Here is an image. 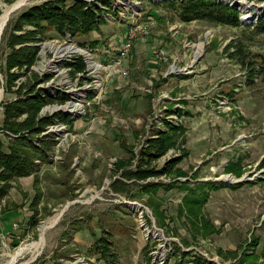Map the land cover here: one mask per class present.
<instances>
[{
  "label": "rangeland",
  "instance_id": "rangeland-1",
  "mask_svg": "<svg viewBox=\"0 0 264 264\" xmlns=\"http://www.w3.org/2000/svg\"><path fill=\"white\" fill-rule=\"evenodd\" d=\"M17 1L0 0V14ZM43 1L13 7L4 26ZM166 1L111 0L104 23L87 34L47 31L32 68L49 77L39 84L48 94L69 99L45 106L42 114L61 112L71 124L48 126L55 145L36 177L15 179L0 198V264H106L93 247L101 235L110 238L119 264H264V81L257 75L249 84L245 65L264 57V35L184 23ZM218 1L238 8L243 26L264 10V0ZM132 31L130 54L114 64ZM236 46L245 54L243 64L231 54ZM6 51L0 44V102L13 97L3 92ZM77 56L86 69L72 75L66 63ZM2 116L0 106V126ZM166 121L185 132L155 165L178 157L175 171L150 178L162 183L154 192L128 187L133 198L114 192L111 183L121 179L120 170L133 166L144 140ZM203 192L206 201L190 206ZM59 211L39 250L17 254L39 239L41 224Z\"/></svg>",
  "mask_w": 264,
  "mask_h": 264
},
{
  "label": "trees",
  "instance_id": "trees-1",
  "mask_svg": "<svg viewBox=\"0 0 264 264\" xmlns=\"http://www.w3.org/2000/svg\"><path fill=\"white\" fill-rule=\"evenodd\" d=\"M97 1H101L103 6H96L88 0H45L25 7L4 26L0 37V44L7 49L2 58L3 92L12 94L13 97L0 102L3 115L0 136L6 138L4 142L0 137V198L5 196L10 183L15 179L30 175L36 177L40 161L49 157L55 145L53 135L47 131L48 126L55 123L71 124L70 118L61 112L42 114L45 106L62 104L69 98L61 92L48 94L39 86L49 80L48 76L41 78L32 68L39 58L40 43L47 38L48 30L61 37L67 34L74 36L87 34L103 24L104 7L109 10L111 0ZM164 5L174 11L184 23L203 21L243 27L254 35H264V10L252 25L243 26L238 8L224 1L169 0ZM231 54L244 63L242 47L236 46ZM246 64L249 84L257 75H261L264 81L263 56H259L258 61H248ZM66 67L72 75L84 73L86 69L81 56L67 62ZM163 127V130L144 140L135 155L133 166L120 170L121 179L111 183L114 192L125 193L131 198L134 196L128 194V187L136 189L139 194L154 192L162 187V183L150 178L170 176L175 171V166L180 161L178 157L166 160L160 167L155 162L183 138L185 129L181 124L172 125L168 121L164 122ZM259 167H264V156ZM207 196L203 192L199 199L196 197L197 200H189V205L193 206L195 202L194 205L199 206L198 203L201 200L205 202ZM187 208L193 211L190 207ZM111 243L110 238L101 235L93 244L95 253L106 264H119L116 254L111 251ZM195 261V264L199 263L198 260Z\"/></svg>",
  "mask_w": 264,
  "mask_h": 264
},
{
  "label": "bare ground",
  "instance_id": "bare-ground-1",
  "mask_svg": "<svg viewBox=\"0 0 264 264\" xmlns=\"http://www.w3.org/2000/svg\"><path fill=\"white\" fill-rule=\"evenodd\" d=\"M25 0H18L17 2H15L13 5L9 6V7H6L3 12L0 14V35H1V31H2V28L4 26V23H5V20L7 19V16L9 14V11L11 12L13 9L19 7L20 5H22L24 3ZM240 4V3H239ZM238 4V5H239ZM12 7V8H11ZM15 7V8H13ZM240 8L242 9V11H244L245 13L248 12V8L247 6H245V4L243 2H241L240 4ZM11 9V10H10ZM244 17V16H243ZM242 17V18H243ZM244 22H247L245 21V17L242 19ZM201 48V47H200ZM199 48V49H200ZM198 49V50H199ZM63 51H81V49H74L73 47H65L62 49ZM197 54V53H196ZM1 97V96H0ZM1 99V98H0ZM70 106V105H69ZM70 107H72L73 109H77V106L74 104L71 105ZM54 110V109H53ZM52 110V111H53ZM225 178L227 179H231L230 176H224ZM130 207L134 210V211H137V212H141L142 211V207L139 205V204H136V203H131L130 204ZM62 211H59L58 213H56L55 215L51 216L50 218H48L45 222H43L41 224V226L39 227V239L26 245V246H23L21 248H19L17 254H21V253H30V254H34L35 252H37L39 250V248L42 246L43 244V239H44V235L46 233V230L52 226L57 219H59V215L61 214ZM15 254V255H17ZM12 258H14V256H12Z\"/></svg>",
  "mask_w": 264,
  "mask_h": 264
},
{
  "label": "built area",
  "instance_id": "built-area-1",
  "mask_svg": "<svg viewBox=\"0 0 264 264\" xmlns=\"http://www.w3.org/2000/svg\"><path fill=\"white\" fill-rule=\"evenodd\" d=\"M135 33L132 31L127 38H125L121 47L117 51V56L113 59L114 64H119L121 61L125 60L130 54L133 46V41L135 39ZM156 55H162V50H155ZM127 72L122 71V74L125 75Z\"/></svg>",
  "mask_w": 264,
  "mask_h": 264
},
{
  "label": "water",
  "instance_id": "water-1",
  "mask_svg": "<svg viewBox=\"0 0 264 264\" xmlns=\"http://www.w3.org/2000/svg\"><path fill=\"white\" fill-rule=\"evenodd\" d=\"M240 20L242 21V22H244L243 20H242V18H240ZM6 25V24H5ZM2 34V33H1Z\"/></svg>",
  "mask_w": 264,
  "mask_h": 264
}]
</instances>
